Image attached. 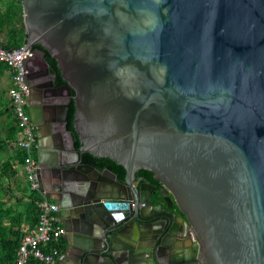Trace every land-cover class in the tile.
Masks as SVG:
<instances>
[{
	"label": "water",
	"instance_id": "obj_1",
	"mask_svg": "<svg viewBox=\"0 0 264 264\" xmlns=\"http://www.w3.org/2000/svg\"><path fill=\"white\" fill-rule=\"evenodd\" d=\"M22 6L26 47L41 44L65 81L47 114L28 103L51 152L37 157L40 188L76 250L53 264H264V0Z\"/></svg>",
	"mask_w": 264,
	"mask_h": 264
},
{
	"label": "trees",
	"instance_id": "obj_2",
	"mask_svg": "<svg viewBox=\"0 0 264 264\" xmlns=\"http://www.w3.org/2000/svg\"><path fill=\"white\" fill-rule=\"evenodd\" d=\"M26 41L27 33L24 24L22 0H9L5 9L0 12V46L12 49L20 47ZM33 51L43 54L52 71L57 74L58 82L64 83L57 61L50 55L49 51L41 44H35ZM0 67H7V65L0 63ZM75 108V103L72 101L68 114V125L74 134L76 147H80L81 142L73 126ZM16 125V130L13 129L8 137V140H13L15 145L17 138L14 139V136H16V133L18 134L17 121ZM15 149V157H0V264H15L22 239L26 232L37 226L40 217L39 203L45 199V195L39 190L30 189L23 168L25 153L18 146ZM35 156L37 157L36 153ZM83 156L85 162L92 163L100 168L109 167L116 171L120 178H124L126 170L116 160L110 157H96L88 152L84 153ZM21 167L23 170L20 175L19 168ZM137 176L148 179L157 186L162 184L147 169L139 170ZM6 179L8 182H4ZM43 249L45 252H51L56 258H59L63 254L61 238L46 242L43 244ZM29 264L48 263L31 259Z\"/></svg>",
	"mask_w": 264,
	"mask_h": 264
},
{
	"label": "built area",
	"instance_id": "obj_3",
	"mask_svg": "<svg viewBox=\"0 0 264 264\" xmlns=\"http://www.w3.org/2000/svg\"><path fill=\"white\" fill-rule=\"evenodd\" d=\"M32 56L33 52L25 44L12 49L0 46V63L6 64L12 71V86L9 89V95L18 124L16 146L25 153L23 168L30 189L43 193L38 181L39 166L35 156L37 132L28 112L30 89L26 79V63ZM39 207L38 224L24 235L15 264H29L31 259L53 264L57 259L51 252H45L43 244L58 240L65 233L62 224L58 221L59 206L45 197L39 203Z\"/></svg>",
	"mask_w": 264,
	"mask_h": 264
},
{
	"label": "crops",
	"instance_id": "obj_4",
	"mask_svg": "<svg viewBox=\"0 0 264 264\" xmlns=\"http://www.w3.org/2000/svg\"><path fill=\"white\" fill-rule=\"evenodd\" d=\"M9 0H0V12H2ZM12 86V71L8 67H0V157L8 158L16 156V145L14 141L8 140L12 130H16V116L13 110L11 98L9 95V89ZM14 139L17 138L18 134H15ZM40 138V137H39ZM39 138L37 136V149L36 155L46 154L47 158H50L51 152L48 153V148H39ZM46 139V138H44ZM38 160V159H37ZM22 167L19 168V174H22ZM8 182V180H4ZM59 216V215H58ZM60 223V222H59ZM61 243L63 248V254L66 252L67 247L69 248V254L71 256L76 255V250L73 245H68V240L65 235L61 237ZM62 254V255H63Z\"/></svg>",
	"mask_w": 264,
	"mask_h": 264
},
{
	"label": "flooded vegetation",
	"instance_id": "obj_5",
	"mask_svg": "<svg viewBox=\"0 0 264 264\" xmlns=\"http://www.w3.org/2000/svg\"><path fill=\"white\" fill-rule=\"evenodd\" d=\"M34 52V51H33ZM35 53V59L33 60V65L31 64L32 61H28L26 63V79L28 81L29 84V89H30V94L35 97L38 101H40L41 104H39V102H37V104L40 106H42L41 108H43L44 112L47 114L48 109L52 103V87L51 85H61L62 83L58 82V76H54V73L51 69L50 66V71L47 73L46 72V67L43 65L42 61L43 59H45V57L43 56V54L41 52H34ZM35 61H37V63L40 65L39 68L34 67ZM29 66V67H28ZM34 77V78H31ZM59 92V90H57ZM63 95H61L62 97H64L66 94L65 90H61ZM60 94V93H59ZM31 98L29 97L28 99V103H30ZM38 134V132H37ZM83 161H84V156H83ZM142 180L152 184L154 186L153 188V193H152V200L156 203H163L167 208L173 210L176 208L174 199L172 200V204L171 206H169L168 204V199L166 197H168L167 195H165L162 190H163V184H161L160 186H157L155 184H153L150 180L145 179L143 177H140ZM161 195V197H159ZM159 197V198H158ZM172 197V196H171ZM173 198V197H172Z\"/></svg>",
	"mask_w": 264,
	"mask_h": 264
}]
</instances>
